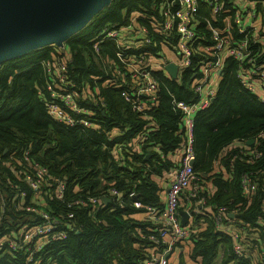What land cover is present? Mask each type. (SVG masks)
Segmentation results:
<instances>
[{
	"label": "trees",
	"instance_id": "1",
	"mask_svg": "<svg viewBox=\"0 0 264 264\" xmlns=\"http://www.w3.org/2000/svg\"><path fill=\"white\" fill-rule=\"evenodd\" d=\"M157 2L110 0L63 41L62 46L71 56L67 65L72 78L77 83H92L90 75L104 76L101 62L92 51L93 39L105 26L128 24L131 13L156 14ZM260 9L264 17V5ZM139 22L145 23L141 19ZM100 46L103 56L113 55L112 41H103ZM58 47L45 45L0 63V157L5 159L9 152L29 146L32 156L51 174L67 181L66 200L47 199V207L62 215V221L74 224L77 231L69 232L63 240L50 242L44 249V263L140 264L144 250L139 246L144 249L150 245L140 233H148L151 225L133 215L144 212L145 206H161L157 180L177 165L176 152L185 136L181 113L173 109L171 99H193L191 73L184 72L180 82L160 77L157 108L147 118L131 109L120 88L101 85L105 106L96 115L99 122L91 128H68L51 119L44 107L46 76L41 61L56 58ZM149 48L145 46L144 50ZM236 68L233 60H226L209 107L194 117L193 170L200 177L199 195L206 198L209 208L219 204L237 207L234 220L238 228L246 230L245 241L264 248V140L259 144L261 154L254 162L232 159L241 141L254 139L264 131V104L240 85ZM151 122L155 129L150 130L145 144L132 152L131 160L118 163L112 145L124 142L131 147L133 138ZM154 146L158 147L156 151ZM0 170L5 179L6 169L1 164ZM248 171H258L259 181L256 190L245 195L240 175ZM209 181L213 191L206 189ZM110 187L121 193L122 205L111 200L95 211L91 205L68 206L80 194L101 195ZM7 192L9 196L14 193L9 188ZM131 192L136 196L130 197ZM134 201L141 206H134ZM206 222L208 225L190 241L192 256L200 264H214L220 253V264H251L245 258L234 257L231 239L214 230L212 219L207 218ZM0 264L27 263L23 253L6 252L0 255Z\"/></svg>",
	"mask_w": 264,
	"mask_h": 264
},
{
	"label": "built area",
	"instance_id": "2",
	"mask_svg": "<svg viewBox=\"0 0 264 264\" xmlns=\"http://www.w3.org/2000/svg\"><path fill=\"white\" fill-rule=\"evenodd\" d=\"M263 5L264 0H159L154 5L156 14L131 13L128 24L105 26L93 39L92 51L105 74L90 75L92 83L87 80L77 83L72 78L67 65L71 56L62 44L56 58L41 61L46 76V113L68 128H91L99 122L96 115L105 106L101 85L120 88L131 109L147 118L157 108L163 75L180 82L184 72L191 73L193 99L190 102L171 99L173 109L181 113L185 136L161 206L144 207L151 227L148 233L140 234L150 245L144 249L139 246L144 250L140 264H168L169 255L177 246L190 242L207 218L212 219L217 233L230 237L234 257L264 264V252H254L250 244L244 243L246 230L238 228L234 220L238 208H229L227 204L209 208L206 198L199 195L200 177L193 170L194 117L209 107L227 59L236 63L240 85L264 104V17L260 9ZM106 40L114 44L110 57L100 51V44ZM145 46L150 48L144 50ZM169 63L176 67L175 78L166 70ZM154 129V123H148L133 138L131 147L124 142L113 144L111 151L117 162L131 160L132 152L145 144ZM261 140L264 131L252 143L241 141L232 159L254 162L261 154ZM0 164L6 169L5 179L0 170V255L21 252L27 264H46L43 260L46 246L77 231L74 224L62 221V215L47 207V199L66 200L67 181L51 174L32 156L29 146L9 152L5 159L0 157ZM258 181V171L242 173V192L245 195L254 192ZM8 188L14 191L12 196L8 195ZM129 196L136 194L131 192ZM111 200L123 204L115 187L101 195L80 194L68 206L91 205L95 211ZM134 206L141 203L134 201ZM195 216L200 218L199 222L194 220Z\"/></svg>",
	"mask_w": 264,
	"mask_h": 264
},
{
	"label": "water",
	"instance_id": "3",
	"mask_svg": "<svg viewBox=\"0 0 264 264\" xmlns=\"http://www.w3.org/2000/svg\"><path fill=\"white\" fill-rule=\"evenodd\" d=\"M109 1L0 0V63L45 45H61ZM166 70L176 77L173 63Z\"/></svg>",
	"mask_w": 264,
	"mask_h": 264
},
{
	"label": "crops",
	"instance_id": "4",
	"mask_svg": "<svg viewBox=\"0 0 264 264\" xmlns=\"http://www.w3.org/2000/svg\"><path fill=\"white\" fill-rule=\"evenodd\" d=\"M177 153V156H178V152ZM179 158V156H178ZM215 165H217V162H214ZM175 166H172L168 169V171H166L162 176H159L158 178V183H159V186L161 187V191H160V203L165 199V193H166V187H167V183L168 181L171 179V176L173 174V171L175 170ZM157 178V176H156ZM206 189L208 190H211L213 191L215 188L213 186V184L211 183V181H209L207 184H206ZM133 216L139 218V219H144L146 220L145 216H146V212H138L136 214H134ZM231 218L233 217V214L232 216H230ZM194 220L196 222H199L200 221V218L198 216H195L194 217ZM149 223V222H148ZM264 224V223H263ZM208 225V222H204L200 225V229L207 226ZM229 237V236H228ZM230 239V237H229ZM244 243L245 244H250V243H247L244 239ZM192 243L188 242L186 243V245H182V246H177L175 248V250L172 252V254L169 255L168 257V264H200L199 261L194 258L192 256ZM252 250L254 252H264V248L263 246H261L260 244H250ZM192 252V253H191ZM221 254L219 255L218 258H216V261L214 259V264H220V258H221ZM237 258V257H236Z\"/></svg>",
	"mask_w": 264,
	"mask_h": 264
}]
</instances>
